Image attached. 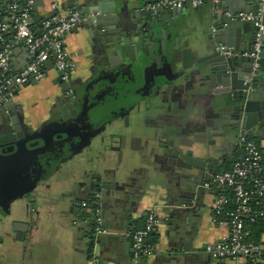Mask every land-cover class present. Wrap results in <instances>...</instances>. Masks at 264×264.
Here are the masks:
<instances>
[{
    "label": "water",
    "instance_id": "obj_1",
    "mask_svg": "<svg viewBox=\"0 0 264 264\" xmlns=\"http://www.w3.org/2000/svg\"><path fill=\"white\" fill-rule=\"evenodd\" d=\"M155 1L157 0H134V6L140 9V14L135 15L141 19L131 28L134 35L122 34L118 26L120 20L128 15L122 6L125 3L121 0H67L61 3L62 8H73L74 5V9L83 18V25L94 24L99 29L104 63L96 71L97 80L88 89H82L84 81L73 84L72 81L63 82L59 78L60 90L55 95L51 109L53 117L38 127L28 125L20 129L15 118H2L0 125L13 124L11 130L0 137L1 143L12 146V153L0 160V183L3 186L7 187L5 173L17 167L22 168L21 171L26 170L30 158L36 157L47 145H59L69 136V127L75 128L81 123V117L84 118L86 129L94 130V115L88 110L89 101L101 90L114 84V74L125 76L127 73L122 70L124 66H129L132 71L137 69L143 72L145 78L151 75L155 79L153 85L161 93L171 87L183 89L195 77L197 94L201 96L207 91L210 95L208 103L213 118L202 121L199 116L191 127L193 137L188 142L179 139L175 126H166L163 133L144 131L141 133L144 145L137 150L132 148V139L128 149L125 142L127 137L133 138L137 133L133 129L118 131L104 128L95 133L92 131L88 136L89 143L100 136L103 146L104 155L97 166L108 164L113 153L118 150L126 148L128 151L112 171L110 180L101 174L97 177L94 185L96 190L105 194H125L128 188L125 181L129 178L132 167L143 171L147 180H154L159 172L149 161V157L153 156L180 182L176 195L179 200L175 204H186L204 189L205 183H208V188L212 187L213 177L220 170L216 157V153L221 150L220 146L232 140L238 146L241 139L264 138V34L261 36V50L257 59L242 55L243 52L252 51L256 26L251 22L235 19L238 11L255 12L257 0L252 7H247L250 0H246L247 3L239 0L230 3L224 0H204L207 7L198 10L196 16L188 14L183 7H148V4ZM44 5L43 0L32 2L30 26L35 35L40 33L43 21L38 9ZM51 15L54 13L48 12L46 17ZM262 21L264 23V15ZM188 23H192L197 30L194 36L188 34ZM180 28H183L188 42L194 47V50L190 47L181 50L183 69L188 68L186 57H193L192 69L187 73L176 69L177 56L174 51L180 48ZM171 41L174 45L169 48ZM221 45L230 50L231 54L220 53L217 48ZM116 60L118 61L115 62ZM254 62L257 64L255 67ZM153 64L156 65V72L150 69ZM29 82L35 81L30 78ZM76 85L79 90L74 89ZM71 86L74 91L70 93ZM160 107L153 105L152 109L158 111ZM222 158L226 159L224 156ZM86 189L83 186L81 192ZM21 194V191L13 192L9 196L14 198ZM170 202L171 200L164 204L168 205ZM60 205L63 206L62 203ZM80 206L75 205L77 211L82 209L83 206ZM84 209L86 210L81 211L79 217L91 229L89 250L94 252L98 236L95 233L97 222L92 215L93 210L86 207ZM22 214L28 217L25 212Z\"/></svg>",
    "mask_w": 264,
    "mask_h": 264
},
{
    "label": "crops",
    "instance_id": "obj_2",
    "mask_svg": "<svg viewBox=\"0 0 264 264\" xmlns=\"http://www.w3.org/2000/svg\"><path fill=\"white\" fill-rule=\"evenodd\" d=\"M18 1L24 3L26 0ZM43 1L45 5L38 9L43 19L46 18L48 12L63 15L68 10L74 9V5L73 8L61 7V3L67 0ZM121 1L125 3L122 6L128 15L120 20L118 26L122 34L134 35L131 28L141 21L135 15V13L140 14V9L134 6V0ZM224 1L230 3L234 0ZM239 1L247 3L246 0ZM53 3H56V6L52 7ZM253 5H255V0H250L247 7ZM206 7L207 4L203 2L199 7L184 5L183 10L196 16L198 10H204ZM0 15L10 21L12 12L7 0H0ZM186 26L188 34L194 36L197 31L195 26L192 23ZM179 33L180 48L174 51L177 56L176 69L187 73L192 69L193 57L191 55L186 57L185 62L188 68L183 69L181 50L186 47L194 50V47L188 42L183 28H180ZM5 35L12 39V31H7ZM64 43L69 56L75 63L73 79L78 81L88 79L96 74L104 63L103 42L99 36V29L94 24L85 26L81 22L76 29L74 27L66 33ZM173 45L174 42L171 41L169 48ZM113 55L116 57V54L113 53ZM31 59L32 54L28 51L26 43L23 40L13 41L11 47L12 72H18ZM153 62H155L154 59ZM126 67L124 66L122 70L125 71ZM155 67L156 65L153 64L150 69ZM44 68L46 74L43 78L37 81L33 79L35 82L28 81L17 88L5 109L0 111V121L4 117L15 118L16 124L24 128L28 125L38 127L43 122L52 119L51 109H53L55 95L60 90L59 72L51 61H47ZM134 74L136 77L141 76L137 69ZM113 77L121 78L115 74ZM197 88L196 78L193 77L183 89L171 87L160 93L161 96L166 94V98L163 99L164 106H161L160 110L133 112L131 129L137 133L132 136L133 138H126L127 149L131 143L130 139H132L133 150L140 149L144 145L142 132L163 133L168 125L175 126L182 142L191 140L193 137L191 127L199 116L202 121L213 118V112L208 103L209 93L205 91L200 96L197 94ZM117 124L124 126L122 119ZM257 141L264 145V138L257 139ZM220 147L221 150L216 153V157H218L221 170L225 162L232 159L222 157L227 158L231 154L233 156L238 146L232 140ZM149 161L159 172L154 180H147L143 171L132 167L129 170V178L125 181L128 186L125 194L102 192L101 226L106 232L96 236L97 243L94 252L89 250L91 229L79 217L80 212L86 209L80 206L81 204H77L87 201L88 198L75 199L76 204L70 206V202L73 203V201L70 200L71 195L66 194L63 197V206L60 205L61 203L53 202L57 199L59 191L68 193L70 190L69 183L73 170L69 166L62 170L61 184L52 183L50 185L46 196L49 202L39 201L35 207L19 201L12 206L1 204L0 264H233L230 259H215L205 250L206 245L216 243L228 234L226 222L215 223L213 221V205L216 197L213 188H208V183H205L204 189L196 193L190 202L177 205L175 204V201L179 200L176 196L177 189L181 186L178 178L172 177L161 162L153 156L149 157ZM81 173L82 170L78 174ZM110 176H107L109 180ZM4 188L5 186L0 183L1 193ZM1 198L3 200L5 198L3 193ZM170 200L168 205L164 204ZM75 205H79L82 209L77 211ZM150 210H155L159 218L156 231L149 237L153 250L140 262L135 263L131 256L130 239L127 232L140 227L144 215ZM24 212L28 217L22 214Z\"/></svg>",
    "mask_w": 264,
    "mask_h": 264
},
{
    "label": "built area",
    "instance_id": "obj_3",
    "mask_svg": "<svg viewBox=\"0 0 264 264\" xmlns=\"http://www.w3.org/2000/svg\"><path fill=\"white\" fill-rule=\"evenodd\" d=\"M11 8V19L0 15V110L15 94L17 88L30 78L40 80L46 74L44 65L51 61L59 72V78L67 81L75 69V63L65 48L64 37L72 28L81 24L83 18L77 9L68 10L63 15H51L42 21L40 33L35 35L30 26L33 0L19 5L18 0H7ZM216 1V0H213ZM204 0H157L148 4L152 9L182 8L184 5L199 7ZM56 3L52 4V7ZM264 0H257L256 11H238L235 19L251 22L256 26L254 44L250 55L257 59L261 50V36L264 34ZM12 31V39L5 33ZM23 40L32 54V59L18 72H12L11 47L13 41ZM220 53L231 54L225 46H219ZM254 67L257 64L254 62ZM213 191L216 193L213 205V221L226 222L228 234L220 241L208 244L205 250L215 259H230L233 264H262L264 262V238L262 242L251 240L247 222H254L264 214V204L258 209L252 207L254 200L264 197V145L256 139H241L238 153L233 158L231 168L218 171L213 177ZM228 193L231 195L229 196ZM93 210L97 222L95 233H105L100 222V196L95 193L81 203ZM159 218L155 210L148 211L142 225L127 232L130 251L135 263L140 262L153 250L149 237L158 227Z\"/></svg>",
    "mask_w": 264,
    "mask_h": 264
},
{
    "label": "flooded vegetation",
    "instance_id": "obj_4",
    "mask_svg": "<svg viewBox=\"0 0 264 264\" xmlns=\"http://www.w3.org/2000/svg\"><path fill=\"white\" fill-rule=\"evenodd\" d=\"M151 70L156 72L155 68ZM131 71V68L127 66L125 71H123L127 73L125 76L119 79L113 77L114 80L116 79L114 84L101 90L95 95L94 99L89 101L88 110L94 115V130L86 129L87 127L83 122L84 118L81 117L79 119L81 123L75 128L69 127V136L61 141L59 145H47L36 157L30 158L26 165V170L21 171L22 168L17 167L15 170L12 169L10 172L5 173L7 187L5 186L2 193L6 199L4 198L3 200L1 198L2 193L0 191V198L3 200H0V205L4 203L6 206H12L19 201L35 207L39 201L45 203L50 185L52 183L61 184L62 170L66 166L73 170L69 183L70 190L68 193L59 191L57 199L53 201L55 204L62 203L66 194L71 195L70 200L73 203L70 202V206L76 204L75 199L82 197H89L88 199H90L95 193H99L100 200L102 199L103 191H98L94 188L97 177L100 174L106 177L111 175L114 168L122 162L128 151L126 148L116 151L108 164L105 163L102 167H99L97 162L104 155L103 146L100 143L101 138L98 136L89 143V134L92 131L94 133L102 131L104 128L118 131L129 130L131 129V115L133 112L140 113L141 111L151 110L153 105L164 106L163 99L166 98V94L161 96L160 89L153 85L155 79L151 75L148 74V78H145L144 73L137 70L141 73V76L136 77L134 74L135 70ZM97 78L98 76L94 74L83 80L82 89L90 88L92 82L96 81ZM70 81L73 84L78 81L73 79V73L67 81L63 82ZM76 88L79 90L77 85L74 89ZM74 89L71 86L69 92H73ZM120 119L123 120V127L117 124ZM11 127L6 124L0 125V137L11 130ZM20 129H23V127H20ZM11 149L12 146L0 142V160L6 154H11ZM232 157L231 154L226 159ZM80 169L82 173L78 174L81 171ZM83 186L87 187V189L81 192ZM20 191L22 193L20 196L14 198L9 196L13 192L19 193ZM77 204L80 205L81 203L78 202Z\"/></svg>",
    "mask_w": 264,
    "mask_h": 264
},
{
    "label": "trees",
    "instance_id": "obj_5",
    "mask_svg": "<svg viewBox=\"0 0 264 264\" xmlns=\"http://www.w3.org/2000/svg\"><path fill=\"white\" fill-rule=\"evenodd\" d=\"M23 3L19 1V5H22ZM248 139V138H247ZM255 139V138H251ZM257 140V139H256ZM238 150L234 153L231 160H227L225 164L223 165L221 170H227L231 168L232 160L237 155ZM229 196H231L228 193ZM264 204V197L259 198L253 201L252 207L255 209H258ZM250 228V239L256 242H262V239L264 238V214L257 217V219L254 222H247Z\"/></svg>",
    "mask_w": 264,
    "mask_h": 264
}]
</instances>
